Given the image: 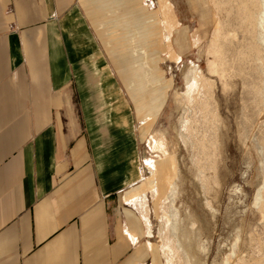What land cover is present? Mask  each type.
Listing matches in <instances>:
<instances>
[{
	"label": "rangeland",
	"instance_id": "1",
	"mask_svg": "<svg viewBox=\"0 0 264 264\" xmlns=\"http://www.w3.org/2000/svg\"><path fill=\"white\" fill-rule=\"evenodd\" d=\"M85 3L137 92L138 264H264V0Z\"/></svg>",
	"mask_w": 264,
	"mask_h": 264
},
{
	"label": "crops",
	"instance_id": "2",
	"mask_svg": "<svg viewBox=\"0 0 264 264\" xmlns=\"http://www.w3.org/2000/svg\"><path fill=\"white\" fill-rule=\"evenodd\" d=\"M100 15L85 0H0V264L139 262L137 92Z\"/></svg>",
	"mask_w": 264,
	"mask_h": 264
},
{
	"label": "built area",
	"instance_id": "3",
	"mask_svg": "<svg viewBox=\"0 0 264 264\" xmlns=\"http://www.w3.org/2000/svg\"><path fill=\"white\" fill-rule=\"evenodd\" d=\"M142 171H143V168H142Z\"/></svg>",
	"mask_w": 264,
	"mask_h": 264
}]
</instances>
